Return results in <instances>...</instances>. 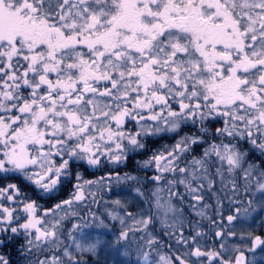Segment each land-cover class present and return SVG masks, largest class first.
Listing matches in <instances>:
<instances>
[{
    "label": "snow or ice",
    "instance_id": "obj_1",
    "mask_svg": "<svg viewBox=\"0 0 264 264\" xmlns=\"http://www.w3.org/2000/svg\"><path fill=\"white\" fill-rule=\"evenodd\" d=\"M186 125L198 134L153 152L144 180L71 171L125 165ZM69 177L47 209L0 185V246L21 240L27 264L110 246L136 264H264V0H0V180L54 198ZM124 183L131 208L112 198ZM110 224L114 240L85 232Z\"/></svg>",
    "mask_w": 264,
    "mask_h": 264
},
{
    "label": "trees",
    "instance_id": "obj_2",
    "mask_svg": "<svg viewBox=\"0 0 264 264\" xmlns=\"http://www.w3.org/2000/svg\"><path fill=\"white\" fill-rule=\"evenodd\" d=\"M220 126H221L220 124H214L210 126V133L208 136L209 141L212 140L215 134V128L220 127ZM197 134H198V127L189 125L188 127H183L179 135L176 133L172 135H168L170 136V138H167L163 135H161L160 137L158 136V137L149 138L147 141L146 150H141L139 152H133V154H130L127 163L125 165L117 167L116 169H110L108 168V166H106L100 170L89 171L87 166L78 165L79 170L76 172H82L83 175L88 179L95 178L96 176L104 173L105 171H110V170L119 172V174H133V173L137 174L141 172L140 164H142L145 160H147L152 155L153 152H155L158 149L162 150L165 145L174 144L176 140L181 138V136H184V135L194 136ZM243 148L244 150L247 151L249 146L247 144H244ZM152 171L153 170L143 171V172H152ZM76 172H74L73 174H76ZM68 179L72 180V183H75V180L73 177H69ZM7 183H16L18 187L21 189V191L27 195V197H29L32 200H35L38 204H40L41 206H45L46 208H51L60 200L66 199L69 196V192L67 191V189H69L70 191L71 187H73V184L67 183V180H66L65 185L61 188L59 192L53 194L54 198H52L44 194H43L44 196H42L41 193H38V190H36L34 186L28 185V183L25 181L22 182L21 180H12V181L0 180V185H4ZM121 192H123L122 189H121ZM131 202H135V201H131ZM13 244H14V241L10 240L7 246H0V250H1L0 255H4L5 257L9 258L10 261H11L10 254H12V252L14 251ZM20 244L22 246V243Z\"/></svg>",
    "mask_w": 264,
    "mask_h": 264
},
{
    "label": "rangeland",
    "instance_id": "obj_3",
    "mask_svg": "<svg viewBox=\"0 0 264 264\" xmlns=\"http://www.w3.org/2000/svg\"><path fill=\"white\" fill-rule=\"evenodd\" d=\"M131 127H132V125H129V128H131ZM167 134H173V133H167ZM161 135H164V134H161ZM154 137H158V136H154ZM204 146H207V145H204ZM202 151H203V147H197L195 152L192 153V155H200V154H202ZM131 154H133V153H131ZM259 156H260V153L256 152V157H259ZM255 163L259 164L260 163L259 159H255ZM108 168L113 169V166L108 165ZM116 168H114V169H116ZM91 170L93 171V170H97V169L91 168ZM149 170H152V169H143V168H141V164H140V171L141 172H139L137 174L133 173L131 175L138 176V177L141 178V180H144V179H146V177L150 176L153 171L152 172H143V171H149ZM77 173L82 175L85 179H88V178H86L83 175L82 172H76V174ZM108 173H109V171H105L104 173L96 176L95 178H91L89 180H97L101 176H107ZM120 175L124 176L125 174H120ZM136 187H137V185H135L133 183H124V184H121V185H116L115 188H114V191L115 192H121V189H122L123 193H125V194L121 195L119 197L113 195L112 198L113 199H117L118 198V199L127 201L128 204H129V207L131 208L135 204V202H131V201H135L134 200V196L136 195V193H135V188ZM127 193H131V194L129 195ZM41 195L44 196L43 193H41ZM109 195H111V194H107V193L105 194V199L106 200L108 199ZM46 196H49V195H46ZM41 207L44 208V209H47L45 206H41ZM103 210L104 209L102 207L99 208V209H97L95 206L93 207V211L103 212ZM135 210L139 211L138 208L135 209ZM257 214L258 213H254V215H257ZM189 218L191 219L192 217H189ZM72 223H73L72 220L65 221V225H64L65 229H70ZM248 223H251V221L249 220ZM262 223H264V216H261L260 219L256 220L255 230L259 231L260 225ZM118 230H119L118 226L116 228H113L112 225L110 224L109 228H107V229L97 228V227L93 226V228L86 229L85 232L86 233H91V239H93V240L96 239V238H99L102 241H107L109 239V236L108 235L101 236V233H109L111 238H112V240H114L115 239V235L117 234ZM157 231H160L159 226H157ZM262 256H264V254H261V253L258 252L257 255H256V260L258 262L261 261V257ZM117 259L120 260V261H123V264H136L135 248L134 247L131 248V249L121 248L119 256H117V253L114 250V248H112L110 246L107 249H105L104 251L98 252L97 255H94V256L85 255V256L82 257L83 264H116Z\"/></svg>",
    "mask_w": 264,
    "mask_h": 264
},
{
    "label": "flooded vegetation",
    "instance_id": "obj_4",
    "mask_svg": "<svg viewBox=\"0 0 264 264\" xmlns=\"http://www.w3.org/2000/svg\"><path fill=\"white\" fill-rule=\"evenodd\" d=\"M189 125H186L184 127H188ZM174 134V133H173ZM168 135H172V134H164L163 136L167 137V138H170V136ZM160 137V136H159ZM88 168V167H87ZM79 170V166H73L71 171L74 173L76 171ZM89 171H91V168H88ZM74 184V183H72ZM73 190V187H71V190L69 191V189H67V191L70 192ZM10 240L14 241V251L12 252V254H10V257H11V264H27V261L22 257V255L20 254V251H21V240H15V239H12L10 238ZM9 240V241H10ZM1 252V250H0ZM23 258V259H22Z\"/></svg>",
    "mask_w": 264,
    "mask_h": 264
}]
</instances>
